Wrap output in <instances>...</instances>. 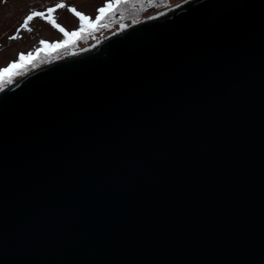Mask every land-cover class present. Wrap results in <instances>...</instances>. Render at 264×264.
I'll return each instance as SVG.
<instances>
[{
	"label": "water",
	"instance_id": "1",
	"mask_svg": "<svg viewBox=\"0 0 264 264\" xmlns=\"http://www.w3.org/2000/svg\"><path fill=\"white\" fill-rule=\"evenodd\" d=\"M0 264H264V0H190L2 87Z\"/></svg>",
	"mask_w": 264,
	"mask_h": 264
},
{
	"label": "rangeland",
	"instance_id": "2",
	"mask_svg": "<svg viewBox=\"0 0 264 264\" xmlns=\"http://www.w3.org/2000/svg\"><path fill=\"white\" fill-rule=\"evenodd\" d=\"M187 1L190 0H121L105 14L94 29L86 30L75 39L74 43L67 46L41 51L42 58L29 69L17 70L22 74H13L12 81L39 66L92 47L132 24L159 16ZM111 2L113 0H0V69L18 61L21 53L25 55L29 52L35 53L38 47H43L40 44L42 40L56 44L66 39L63 33L54 28L44 17H36L29 23L32 31L21 29L18 39H10L17 34V29L30 12L38 11L47 15L48 8L64 3L66 7L56 9L51 15L66 31L73 32L79 31V18L69 11L70 8L74 7L95 24L97 16L100 15L98 9ZM6 85L8 83L0 85V89Z\"/></svg>",
	"mask_w": 264,
	"mask_h": 264
},
{
	"label": "snow or ice",
	"instance_id": "3",
	"mask_svg": "<svg viewBox=\"0 0 264 264\" xmlns=\"http://www.w3.org/2000/svg\"><path fill=\"white\" fill-rule=\"evenodd\" d=\"M121 2V0H113V2L108 3L105 7H101L98 9L99 16L96 18V23L93 24L91 19L84 15L83 13L77 11L74 7L70 8L69 11H71L76 17L79 18V31H73L68 32L63 27H61L56 20L52 17V13L56 11L58 8H64L66 5L64 3H59L55 7L48 8L47 9V15L43 12L38 11H32L30 12L25 18L23 19V23L20 25V28L17 29V34L10 37V39H18L19 38V32L21 29L32 31V29L29 27V23L36 17H44L48 20L49 23L52 24L54 28H57L61 33H63V36L66 38L59 43L56 44H49L47 41H40V44L43 46L42 48L38 47L35 51L29 52L26 55L24 53H21L19 55V59L16 62H13L8 65V67L4 69H0V85H3L4 83H12V75L13 74H22L18 73L17 70L21 69L23 67H26L27 64L34 60L41 51H45L48 49H59L61 47L67 46L71 43L75 42V39L79 37L83 32L86 30H92L96 27L97 24L104 18L105 14L110 12L115 5H118Z\"/></svg>",
	"mask_w": 264,
	"mask_h": 264
},
{
	"label": "trees",
	"instance_id": "4",
	"mask_svg": "<svg viewBox=\"0 0 264 264\" xmlns=\"http://www.w3.org/2000/svg\"><path fill=\"white\" fill-rule=\"evenodd\" d=\"M42 56H43V54L40 53V54L38 55L37 58H35L34 60L30 61V62L27 64L26 67H23V68H21V69H18V71L24 70V69H26V68L29 69L30 67H32V66L34 65V63L37 62L38 59L42 58Z\"/></svg>",
	"mask_w": 264,
	"mask_h": 264
},
{
	"label": "bare ground",
	"instance_id": "5",
	"mask_svg": "<svg viewBox=\"0 0 264 264\" xmlns=\"http://www.w3.org/2000/svg\"><path fill=\"white\" fill-rule=\"evenodd\" d=\"M147 20V19H146ZM132 25H134V24H132ZM132 25H130V26H132ZM129 27V26H128ZM95 46V45H94ZM94 46H92V47H89V48H87V49H85V50H82V51H80V52H77V53H72V54H70V55H68V56H66V57H69V56H72V55H76V54H79V53H82V52H85V51H89L90 49H92Z\"/></svg>",
	"mask_w": 264,
	"mask_h": 264
}]
</instances>
